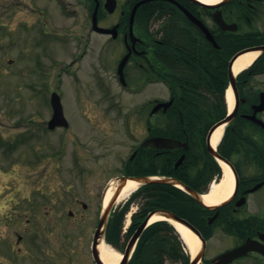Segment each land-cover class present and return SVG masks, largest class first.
Wrapping results in <instances>:
<instances>
[{
  "label": "flooded vegetation",
  "instance_id": "flooded-vegetation-1",
  "mask_svg": "<svg viewBox=\"0 0 264 264\" xmlns=\"http://www.w3.org/2000/svg\"><path fill=\"white\" fill-rule=\"evenodd\" d=\"M27 2L0 0L4 75L14 63L5 50L37 32L51 46L70 48L60 73L75 84L81 80L86 93L96 91L106 113L119 111L124 96L142 98L130 110L134 124L124 113L122 137L129 146L116 177L169 181L147 185L148 213L173 214L198 245L191 255L176 227L165 221L161 237L140 235L130 252L134 231L115 238L117 264H264V0ZM248 53L257 54L255 61L236 73L232 59ZM76 86V97L85 100ZM15 112L18 117L22 110ZM21 122L13 129L0 125V227L7 207L19 209L1 193L13 187L14 175L20 178L14 165L24 162L23 130H14ZM25 244L23 234L14 241L0 235V264H43L44 256L49 264H72L65 253L49 255L37 236L28 243L26 262L19 249ZM68 256L73 264H98L89 246Z\"/></svg>",
  "mask_w": 264,
  "mask_h": 264
},
{
  "label": "rangeland",
  "instance_id": "rangeland-1",
  "mask_svg": "<svg viewBox=\"0 0 264 264\" xmlns=\"http://www.w3.org/2000/svg\"><path fill=\"white\" fill-rule=\"evenodd\" d=\"M24 14L32 19L28 12ZM36 34L31 32L26 40L23 30V42L5 50L8 58L14 61L8 65V76L4 75L6 57L0 55V125L13 129L16 120L21 119L23 122L14 131L24 130L21 153L24 162L14 165L20 178L17 180L14 175L13 187L1 193L6 201L14 200L9 206H18L19 209L13 212L7 207L4 210L6 219L0 227V235L10 241H14L17 233L24 235L26 244L19 245V249L27 256L26 262L30 253L28 243L37 236L49 255L65 253L67 255L62 257L73 264L76 263L74 256L68 255L86 253L88 246L90 248L102 192L118 175L121 160L128 150L129 145L122 137L124 113L131 116L130 124H134L130 110L138 106L142 98L124 96L119 111L110 108L106 113L100 96L93 90L91 94L86 93L81 80L75 84L64 73L55 77L69 62L70 48L51 46ZM40 42L45 47L40 48ZM51 83V91L59 87L57 91L61 95L63 113L70 123L68 131L43 133L40 129L51 115L48 104ZM76 85L85 100L76 97ZM86 109L90 113L84 116ZM16 110H22L21 116L17 117ZM11 178L4 177L3 180L9 182ZM126 200L117 201L114 208L119 211ZM81 204L86 208L83 209ZM136 205L137 201H130L129 213L120 228L121 236L125 234L128 216L130 218L129 214L136 211ZM69 211L72 216L68 215ZM0 217L3 218L1 214ZM5 246L14 256L10 244ZM53 246L64 249H54ZM48 260L44 256L43 264H49Z\"/></svg>",
  "mask_w": 264,
  "mask_h": 264
},
{
  "label": "water",
  "instance_id": "water-1",
  "mask_svg": "<svg viewBox=\"0 0 264 264\" xmlns=\"http://www.w3.org/2000/svg\"><path fill=\"white\" fill-rule=\"evenodd\" d=\"M239 55L240 54L236 55L232 60H234ZM125 60H126V57L122 60V63L120 64V68L123 66ZM50 105H51V108H52V117H51V119L48 122V128L49 129H53L55 127L66 126L67 122H66V120H65V118L63 116L62 106H61V103H60V98H59V96L57 94L53 93L51 95ZM132 180L138 182L139 184H150V183H158V182H162V183L167 182V183H169V181H161V180L160 181H152V180H150L148 178H145V177L132 179ZM125 182H126V179L118 180V182H117L118 185H117L116 191L114 192V196L108 202L107 206L101 210V213H100L98 226H97L96 232L94 234L93 246H92V253L94 255V258L98 262V264H103V263L98 258V254L99 253H98V250H97V245L102 240V237H103V234H104V230H105V227H106V223H107V219H108V215H109L111 207H112V205H113V203H114V201L116 199V196L118 195V191L123 187ZM154 215L161 216L162 218H164L166 220L173 221V222L178 223L181 226L189 229L187 224H185L183 221H181L180 219H178L177 217H175L171 213H167V212H164V211L152 212L146 217V219L142 222V224H140L139 228L137 229V231L132 236V238H131V240H130V242L128 244L127 252H130L132 246L134 245V243L136 242V240L138 239V237L140 236V234L144 230L146 224L148 223L150 218L152 216H154Z\"/></svg>",
  "mask_w": 264,
  "mask_h": 264
},
{
  "label": "bare ground",
  "instance_id": "bare-ground-1",
  "mask_svg": "<svg viewBox=\"0 0 264 264\" xmlns=\"http://www.w3.org/2000/svg\"><path fill=\"white\" fill-rule=\"evenodd\" d=\"M204 3H209V2H215L218 0H199ZM256 53H248L240 56L236 61L233 66L234 71L237 73L241 71L242 69L246 68L256 57ZM227 102L231 105L232 104V97L230 92H227ZM225 174L227 175V172L224 170ZM137 183L133 180H128L123 188L120 190L117 201L123 200L128 197L130 193H132L136 188H137ZM114 192V185H112L107 193L105 194V197L103 199V206H106V204L109 202V200L112 198ZM163 218L157 215H154L151 219L150 222H155L162 220ZM177 231L181 234V236L184 239L185 246L188 250V252L193 255L196 252L197 249V242L194 236L189 233L186 229L181 227L180 225H175ZM98 251L100 254V258L105 264H117V262L120 259V256L117 251L114 249H111L107 247L104 244H100L98 246Z\"/></svg>",
  "mask_w": 264,
  "mask_h": 264
},
{
  "label": "trees",
  "instance_id": "trees-1",
  "mask_svg": "<svg viewBox=\"0 0 264 264\" xmlns=\"http://www.w3.org/2000/svg\"><path fill=\"white\" fill-rule=\"evenodd\" d=\"M219 87H220V85H217V88H219ZM152 187H156V185L152 186ZM147 188H149V186H147V185L142 186L135 194H133L130 197V200L124 205V207L122 209H120L119 211H116L112 215V217L110 218V220L108 222V226H107V232H106L107 233L106 234V242L107 243L114 244L115 238L118 237L123 216H124L125 212L127 211L128 206H129V202L131 200L136 199V198H140L142 201H141V205H140L137 213L132 216V222H131V225L128 229V234H131L136 229L138 223L144 219V217L146 216V214L149 211H151L152 206L149 205L148 202H146L147 201V199H146L147 198V195H146ZM155 207H157V206H155ZM163 224H165V222H158V223H155V224L149 226L142 233L141 238L161 237L163 235L161 233ZM140 246H145V242L142 241L140 243Z\"/></svg>",
  "mask_w": 264,
  "mask_h": 264
}]
</instances>
